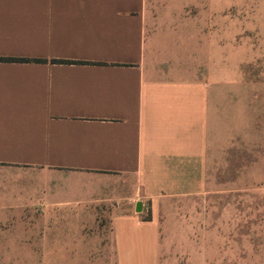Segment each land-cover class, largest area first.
Here are the masks:
<instances>
[{
  "label": "crops",
  "instance_id": "crops-1",
  "mask_svg": "<svg viewBox=\"0 0 264 264\" xmlns=\"http://www.w3.org/2000/svg\"><path fill=\"white\" fill-rule=\"evenodd\" d=\"M248 57L264 66V0H0V264H234L235 194L261 200L264 264Z\"/></svg>",
  "mask_w": 264,
  "mask_h": 264
},
{
  "label": "rangeland",
  "instance_id": "rangeland-1",
  "mask_svg": "<svg viewBox=\"0 0 264 264\" xmlns=\"http://www.w3.org/2000/svg\"><path fill=\"white\" fill-rule=\"evenodd\" d=\"M248 14V10H238V17L242 18L243 14ZM248 18H253L256 15L255 10H251ZM241 58L236 53V56L231 63H237ZM249 64L246 66V75L251 79H260L264 75L263 60L246 58ZM261 200L252 194H235L221 196L219 198V208L222 221L228 222L227 226L221 227V234L230 246L228 251L231 257L235 258L234 264H254V260L258 255L259 246V208ZM225 212V213H223ZM224 214V215H222ZM228 214V215H227ZM228 216L227 219H224ZM234 248V249H232ZM17 252H0V257L4 261L14 258ZM28 264H48L51 259L50 251H28ZM14 260V259H13Z\"/></svg>",
  "mask_w": 264,
  "mask_h": 264
},
{
  "label": "trees",
  "instance_id": "trees-1",
  "mask_svg": "<svg viewBox=\"0 0 264 264\" xmlns=\"http://www.w3.org/2000/svg\"><path fill=\"white\" fill-rule=\"evenodd\" d=\"M3 60V59H0ZM18 61H22V62H28V63H46V60H18ZM51 63H55V64H59V63H67L65 61H57V60H52Z\"/></svg>",
  "mask_w": 264,
  "mask_h": 264
}]
</instances>
